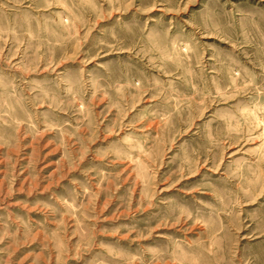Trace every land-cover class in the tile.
<instances>
[{"label": "rangeland", "instance_id": "rangeland-1", "mask_svg": "<svg viewBox=\"0 0 264 264\" xmlns=\"http://www.w3.org/2000/svg\"><path fill=\"white\" fill-rule=\"evenodd\" d=\"M0 264H264V0H0Z\"/></svg>", "mask_w": 264, "mask_h": 264}]
</instances>
